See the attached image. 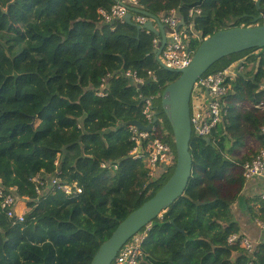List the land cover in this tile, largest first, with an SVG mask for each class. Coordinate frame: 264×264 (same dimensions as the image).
<instances>
[{
  "label": "trees",
  "instance_id": "trees-1",
  "mask_svg": "<svg viewBox=\"0 0 264 264\" xmlns=\"http://www.w3.org/2000/svg\"><path fill=\"white\" fill-rule=\"evenodd\" d=\"M116 3L0 0V185L16 188L28 207L24 220L15 221L0 199V264H91L118 225L174 172L152 175L132 154L136 142L123 125L144 123L145 99L160 100L159 134L176 151L161 97L179 74L157 62L154 33L125 21L101 23L100 10ZM138 8L157 16L176 10L202 38L264 24V0H138ZM193 9L200 12L191 15ZM202 41L191 37L190 47L196 52ZM243 57L211 142L192 135L187 196L139 232L145 235L140 264H264V243L248 250L231 211L244 187V164L264 149V46L223 57L205 74ZM126 70L144 82H132ZM55 176L82 192L51 187ZM252 201L251 215L264 219L263 195Z\"/></svg>",
  "mask_w": 264,
  "mask_h": 264
},
{
  "label": "built area",
  "instance_id": "built-area-1",
  "mask_svg": "<svg viewBox=\"0 0 264 264\" xmlns=\"http://www.w3.org/2000/svg\"><path fill=\"white\" fill-rule=\"evenodd\" d=\"M132 8H138V0H120L110 10H100L101 23L113 24L117 21H124V16L131 11ZM193 12H200L199 9L191 10ZM149 17L133 12L132 20L134 23L144 26ZM160 20L165 24L167 29V43L159 55L160 62L164 67L172 68L175 70L184 69L192 62L195 51L190 47L191 37L204 40L200 32L194 29V24L189 26H179L181 17L176 10H171L170 13L160 16ZM147 31V30H146ZM161 39L158 37L154 40V47L159 48ZM162 67V66H161ZM162 67V69H164ZM243 70V65L233 66L222 71L204 74L200 77L194 85L191 97V124L192 131L197 136L209 137L213 129L220 124L227 111L225 108L224 97L229 93L232 88V81L236 78L238 72ZM124 75L136 84L143 83L144 80L138 76L135 70H126ZM150 77L156 78L154 72L149 73ZM106 89L105 80L98 92V95L103 96ZM208 91V94L206 93ZM157 117V121L154 122ZM145 125H152V130H140L136 126H129L132 132V139L136 142V147L132 154L134 157H142L150 173L154 176L162 175L168 171V167L176 166L177 153L172 144L159 134V127L157 122L159 120L157 106L153 97L145 99L144 107ZM168 134L169 132H164ZM103 167L107 166V162L102 164ZM116 168L117 165H114ZM243 176L246 180L254 179L258 176H264V149L254 156L251 160L247 161L242 168ZM37 183L38 194H43V182L39 177L34 179ZM51 187L56 186L62 189L67 194H76L82 192L81 187L76 183L62 182L58 176L51 179ZM264 197V194H263ZM0 199L1 207L7 212V215L14 218L15 221H23L25 213L18 214L16 206L20 197L16 193V188L5 191L4 187L0 185ZM258 226L264 232V219L258 220ZM142 237L136 234L129 240L118 252L114 264H140L143 255ZM239 236L234 234L230 237V241H234ZM245 247L253 252L256 243L248 236L242 239Z\"/></svg>",
  "mask_w": 264,
  "mask_h": 264
},
{
  "label": "water",
  "instance_id": "water-1",
  "mask_svg": "<svg viewBox=\"0 0 264 264\" xmlns=\"http://www.w3.org/2000/svg\"><path fill=\"white\" fill-rule=\"evenodd\" d=\"M116 1L120 2V0ZM133 12L144 14L150 19L144 26H140L133 22ZM261 17H258L256 21ZM124 21L134 25L139 31L148 30L160 37V47L155 48L154 54L157 62L164 67L160 62L159 55L165 47L168 37L166 26L160 20V17L143 9L132 8L124 16ZM184 23L185 21L182 18L179 26H183ZM262 46H264V24L225 28L213 33L201 42L193 56L192 62L186 68L175 70L164 67L167 71L179 74L174 82L165 87L161 97L163 111L171 124L174 134L177 152L175 170L165 185L152 198L131 212L118 225L111 237L100 246L91 264H112L120 249L133 236L160 216L178 198L187 196L186 190L193 172V157L190 151L193 135L191 97L195 82L223 57ZM206 93L208 94V91ZM156 121L157 117L154 122ZM131 125L136 126L140 130H152V125H145L138 120L125 123L123 127ZM205 140L209 143L211 142L210 137H205Z\"/></svg>",
  "mask_w": 264,
  "mask_h": 264
},
{
  "label": "crops",
  "instance_id": "crops-1",
  "mask_svg": "<svg viewBox=\"0 0 264 264\" xmlns=\"http://www.w3.org/2000/svg\"><path fill=\"white\" fill-rule=\"evenodd\" d=\"M247 57H243L235 61L233 66L242 65ZM256 145V143H254ZM245 148L242 146L236 147V155L241 156L245 152ZM264 194V176H258L254 179L246 180L244 187L238 197V199L231 205V211L240 225V232L243 235L248 236L256 244L264 243V232L258 226V219L253 217L250 213V208L254 205L252 199ZM27 201L23 198L17 203L16 211L18 214L26 213L28 211Z\"/></svg>",
  "mask_w": 264,
  "mask_h": 264
},
{
  "label": "rangeland",
  "instance_id": "rangeland-1",
  "mask_svg": "<svg viewBox=\"0 0 264 264\" xmlns=\"http://www.w3.org/2000/svg\"><path fill=\"white\" fill-rule=\"evenodd\" d=\"M254 25H257V23L254 24ZM202 40H203V39H202ZM220 60H221V59H220ZM218 65H219V64H218ZM155 103H156V104H160V100H156ZM161 118L164 119V115H163V114H162ZM165 128H167V127L165 126ZM166 131L169 132V129L167 128ZM166 131H165V132H166ZM170 170H171V172H173V171L175 170V166L168 167V171H170ZM168 171H167V172H168ZM24 213H25V212H24ZM143 234H144V233H138V236L142 237Z\"/></svg>",
  "mask_w": 264,
  "mask_h": 264
},
{
  "label": "clouds",
  "instance_id": "clouds-1",
  "mask_svg": "<svg viewBox=\"0 0 264 264\" xmlns=\"http://www.w3.org/2000/svg\"><path fill=\"white\" fill-rule=\"evenodd\" d=\"M160 17V16H159ZM185 24V23H184ZM146 31V30H145ZM148 31V30H147ZM148 32H150V31H148ZM158 37V36H157ZM160 38V37H159Z\"/></svg>",
  "mask_w": 264,
  "mask_h": 264
}]
</instances>
